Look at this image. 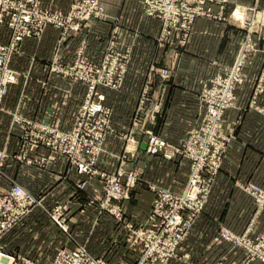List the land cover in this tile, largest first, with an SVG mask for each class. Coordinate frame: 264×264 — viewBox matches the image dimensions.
I'll list each match as a JSON object with an SVG mask.
<instances>
[{"label":"crops","instance_id":"obj_1","mask_svg":"<svg viewBox=\"0 0 264 264\" xmlns=\"http://www.w3.org/2000/svg\"><path fill=\"white\" fill-rule=\"evenodd\" d=\"M43 1L46 7L64 11L72 3V0ZM102 2L110 16L108 20L89 22L63 46H58V29L48 27L41 39L26 40L23 50L13 57L11 66L20 72V76L18 83L10 86L3 101L5 111L0 112L1 151L14 155L22 150L23 128L16 123L11 126L14 113L63 130L73 128L85 100L87 84L54 73L51 63L56 57L63 64L69 63L82 45L90 60L100 61L104 42L115 22L124 28L121 40L132 48V59L122 89L114 91L103 88L101 91L105 93V103L113 109L114 130L107 135L105 148L113 153L123 151L125 141L122 135L130 130L136 98L144 84L141 82L145 80L143 74L148 71L152 60H156L160 67H166L167 56L172 54L175 63V56L181 50L175 53L172 49H160L147 36L149 31L158 32L160 22L145 15L142 0ZM235 6L243 9L247 18L255 13L256 20L263 22L264 0H234L228 12ZM246 7H255L256 10L246 11ZM128 24L130 27L126 26ZM229 24V21L198 19L190 37L189 50L178 60V71L172 70L171 77L165 81L157 77V83H154L152 93L155 98L162 99L163 107L161 114L157 115L155 121H149L148 126L172 145L183 142L201 120L198 99L200 80L220 72L224 65H230L239 51L245 32L235 31ZM0 35H3L0 41L6 42L9 38L8 27L6 33ZM253 40L257 50L249 57L244 68V83L237 88L239 107L228 109L224 115L223 130L233 137L221 170L205 209L179 248L182 258L171 260L169 264H239L244 259L245 250L223 240L221 228L237 234L248 232L253 237L264 233V211L258 212L254 198L243 189V185L251 182L264 186V117L256 110L246 111L251 89L264 65V26L255 32ZM223 56L231 59L227 61ZM133 80L140 83H132ZM261 102L264 103V95ZM135 138L137 151L129 166L131 170L138 171L142 182L138 183L130 198L123 201L122 205L126 221L139 225L144 223L152 209L155 198L152 186L159 185L181 193L188 178L184 184H179L175 179L181 175L182 164L189 166L190 161L181 157L167 159L161 155H150L146 152L147 136L137 134ZM106 154L99 158V168L113 173L118 160ZM3 163L1 191L10 187L7 177H12L36 197H43L47 209L65 203L69 208L67 224L72 236L76 241L85 242L88 250L99 256L91 251L89 246L93 247L94 244L89 242L102 240L115 226V219L111 215H102L97 206L89 203L90 198L104 191L101 177L90 178L78 173L66 157L54 154L42 144L29 151L26 159L8 157ZM82 182H85V187L78 188L77 184ZM56 227L63 234L61 241L58 246L55 245L57 241H54L56 251L52 259L42 263L52 261L62 247L70 250L76 248L75 242L66 232ZM30 247L39 251L40 246L32 244ZM252 264L261 263L256 261Z\"/></svg>","mask_w":264,"mask_h":264},{"label":"built area","instance_id":"obj_2","mask_svg":"<svg viewBox=\"0 0 264 264\" xmlns=\"http://www.w3.org/2000/svg\"><path fill=\"white\" fill-rule=\"evenodd\" d=\"M205 1L195 0L193 4H190L189 0H144V3L148 15L162 19L163 28L160 39L163 41L172 32L167 31V24L181 23L183 27H189L198 13L197 10H191V6L201 8ZM198 3L200 5L197 6ZM101 11H103V5L100 0H75L69 11L46 7L42 0H0V26L6 24L9 29L8 40L0 41V109L3 107L4 98L10 86L18 81L20 72L12 68L11 62L13 57L21 52V46L26 39H41L45 30L54 26L61 30L59 44H62L70 33L75 34L82 30L86 14L91 15ZM177 12L179 16H176ZM108 47L101 62L89 60L85 55L84 45L80 46L69 63L63 64L58 57L52 61L51 71L61 73L74 81L83 79L90 81L85 100L71 130L35 122L14 113V123L19 122L23 125V146L21 152L15 157L26 159L29 151L42 144L54 154L66 157L78 173L90 178L96 175L101 176L105 181V195L100 199V211L107 212L115 220L123 219L125 212L122 203L129 198L130 189L139 180L138 171L131 170L129 166L130 159L137 151L135 133L147 136L146 152L150 155L162 153L165 158L172 159L179 154L188 158L191 163V173L185 189L181 193H176L169 188L154 186L156 198L144 223L137 227L133 223L128 225L132 231L133 245L141 246L135 264H167L170 259L179 256L181 244L203 212L233 137L230 133L221 131L219 122L222 121L224 112L228 108L236 106L235 88L236 82L240 80L239 70L244 61L245 51L238 57L230 76L217 80L223 83H213L211 88L206 87L202 91L201 100L205 101L208 107V112L203 118L204 123L192 128L180 145H170L164 138L146 127L145 119L141 115L143 104L150 100V83H146L130 133L125 135V149L116 155L119 160L118 167L115 172L107 173L98 168V160L107 135L114 130L111 123L113 112L106 105V96L100 87L119 90L123 83H112V75L115 73L121 80L128 65V63L116 64V61L121 60L120 57L124 55L116 51L117 42L114 39ZM127 51L128 55L124 57L128 56L126 58L128 62L131 49ZM105 72L111 83L104 81ZM91 73L94 74L92 78H90ZM161 75L167 77L168 71L163 70ZM252 103H256L255 99H252ZM158 110L159 105H156L150 115L153 119ZM8 157L11 155L0 150L1 174L3 161ZM7 178L11 184L10 187L6 191L0 190V264H17L15 257L4 253L2 237L33 208L38 205L43 207V204L40 198L13 178ZM77 187L84 188L85 182L79 183ZM245 189L260 205H264V187L249 183ZM64 208L62 205L56 207L55 213L53 212L51 216L58 226L67 232L69 229L66 219L60 215ZM220 235L234 247L245 250L246 255L239 264H252L256 261L264 264L263 236L251 238L246 234L234 233L227 228H221ZM21 264L107 263L103 257L93 255L84 245H78L73 250H59L54 259L48 263L24 258Z\"/></svg>","mask_w":264,"mask_h":264},{"label":"rangeland","instance_id":"obj_3","mask_svg":"<svg viewBox=\"0 0 264 264\" xmlns=\"http://www.w3.org/2000/svg\"><path fill=\"white\" fill-rule=\"evenodd\" d=\"M73 1H75V0H72V3L70 5L69 9L71 8V6L73 4ZM189 1H190L189 2L190 4H193L195 0H189ZM233 1L234 0H226V1H224V0H206L205 1L206 3L204 2L205 4L202 3L204 5L201 8H196L195 6H191V10H197L198 13L196 14L193 22L189 25V27H183L181 23H178V24L173 23V22L169 23V24H167L166 29H167V31H172V32H171V34L169 36H166L163 41H161L160 36H161V33H162V28H163L162 19H160L159 17L153 16V15H151V16L148 15L146 13L144 0H142L141 3H142V6H143V10H144L145 15L150 17V18L157 19L160 22V28H159L158 32L156 33V31H153V33H150V31H149V33H147L148 34L147 36L149 38H151L154 41V43L156 44V46H158V48H160V49L162 48V49L169 50V51L172 49V50L175 51V53L178 52L179 50H181V51L179 52V54L177 56H175L176 59H177V61L175 63H174V59H173L174 55L170 54V55L167 56L168 62H167V66L166 67H160L156 63V60H152L150 62L151 65H150L148 71L145 72V74H143L145 80L141 82V83H144V84H143V86L141 88L140 93L138 94V96L136 98L137 105H136V107L134 109V112H133L132 121H133L134 115L137 112V109L139 107V99L141 97L143 88L145 87L146 83H150V93H149L150 100L146 101V103L143 104L142 110H141V115L145 119L146 127L152 129L151 127L148 126V122L149 121H155L157 115L161 114L162 107H163L162 99L161 98H155L154 94L152 93L153 87H154V83H157L156 82L157 77H159L162 81H165V80H167V79H169L171 77V74L174 71H176V72L178 71L177 68H178V65H179V62H180L178 60L181 58V55L183 56L184 53H187V51L189 50L188 48H189V43H190V37H191L192 31H193L195 22L198 19H200V18L222 20V21H226V22L229 21V23H231V25L230 24L229 25L231 27H233L235 29V31H236V29H238L242 33L245 32V38L241 42L240 47H239V51L236 54L235 59H233V62L230 65H224L220 72H216L215 74L209 75L208 77L203 78V80H200V84H201L200 88H201V90L199 92L198 99H199V102H200V117H201V120H199L198 124H196L194 127L198 126L200 123H204L203 118L206 115V113L208 112V107H207L205 101L202 102V100H201L202 91H204V89L206 87L211 88L213 83H223V82H219L217 80L218 79H225V78L230 76L232 69L235 67V64H236V61H237L238 57L240 56V54L243 51H245L244 52L245 53L244 61H243V64H242V66H241V68L239 70L240 80L236 82L237 86L235 88L236 106L232 107V108H228V109H233V108H238L239 107L238 104H237V99H238V97H237V88H238L239 85L243 84L244 81H245V77H244V74H243L244 68H245L246 64L248 63L249 57L251 55H253L256 52V50H257V48L255 46V43H254V40H253V35L255 34V32L257 33L258 31H260L261 26H264V20H262L263 22H259V20H256L255 13H253V16L251 18H249V17L247 18L245 16V14L243 13V9H241L240 7H237V6L233 7L228 12L230 6L233 4ZM42 2H43V5H44V1L43 0H42ZM100 2L103 5V11H101L100 13H92L91 15L86 14V16H85V18L83 20V25H82L83 27L86 24H88L89 22H92V21L95 22L97 20L105 21V20H108L110 18V16L108 15L107 9H106L105 5L103 4L102 0H100ZM196 5L198 6L200 4L198 3ZM215 7H217L218 9H216ZM50 8H52V7H50ZM246 8H245L246 11L254 12L256 10L255 7H246ZM69 9L66 10V11H69ZM59 10H63V9H59ZM176 16H179L178 12H177ZM126 26L130 27L129 24L126 25ZM6 27H7L6 24H3L2 26H0V34H5L6 33ZM50 27H54V26H50ZM54 28H56V27H54ZM56 29H58V28H56ZM114 30H115V32H114ZM123 30H124V28L122 27L121 24H119L117 22L112 24L111 29H110L109 34H108V38H106V41L104 42L103 51H102V55H101L100 61H98V62H101L104 59L105 54H106V52L109 49L108 46H109L110 42L113 39L117 42V50L116 51L118 53H121L122 55L125 56V55H128V53H127L128 51L127 50L131 49L128 62L126 60V58L128 56L126 58L124 56H121L120 57L121 60H117L116 61V64H125L126 65L128 63V65L126 66V68H127L126 72H125V74L124 73L122 74L121 80H119V77H117L115 75V73H113V75H112L113 76V82L112 83H123V85H124V83H126L127 72H128V68H129L131 59H132V48L128 47V45L124 44V42L121 40V36H122L121 32ZM58 31H59V39H60V35H62V33H61V30L58 29ZM73 32H75V31H73ZM79 33H75V34L74 33H70L69 36L67 37V39L62 44H59V39H58V46H63L64 43L69 38H72L73 36L78 35ZM2 36L3 35H0L1 38H2ZM28 39H26V40H28ZM24 42H23V44H24ZM162 42H163V45H161ZM23 44L21 46V48H22L21 51L23 50ZM223 59H226L228 61L229 59H231V57L223 56ZM163 70H167L168 71V76L167 77H163L161 75ZM172 70H173V72H172ZM54 73H58V72L55 71ZM99 75H101V77H102V73H100ZM93 76H94V74L91 73L90 78H92ZM103 78H104V81L106 83H111L110 80H109V77L107 75V72H105V74H103ZM18 81H19V77H18ZM18 81H17V83H18ZM82 82L87 84V89H88V83L90 81L88 79H83ZM192 82L193 81H191L190 83H192ZM132 83H140V82L137 81V80H133ZM13 84H15V83H13ZM122 87L118 91H120L122 89ZM100 89L102 90L103 88L100 87ZM105 89H108V88H105ZM114 91H117V90H114ZM263 95H264V65L262 67V70H261L259 76L257 77V79H256V81H255V83L253 85V89H251V93H250V96H249L251 98H250V100L248 102L246 111L256 110L259 113H261L263 115V117H264V103L261 102ZM252 99H255V101H256L255 104L252 103ZM156 105H159V110L156 112L155 118L153 119L150 115L153 112V110H154ZM110 108L112 109V107H110ZM241 109H243V108H241ZM1 111H5L4 107H2L0 109V112ZM112 112H113V109H112ZM225 112H224V115H225ZM224 115H223L222 121H220L219 123H221V125H220L221 131H223L224 133H227V132H225L223 130V126H222L223 123L225 122ZM12 120H13V122H12L11 126L13 127L14 124H15L14 123V115H12ZM111 120H112V118H111ZM132 121H131V126H132ZM17 124L23 126L22 123L17 122ZM112 126H113V124H112ZM129 133H130V131H127L126 133H124L122 135L123 139L125 141L124 149H125V146H126L125 135H127ZM137 134L138 133H135V137H136ZM180 144H177V145H180ZM170 145H172V144H170ZM228 147H229V145H228ZM124 149H123V151H124ZM122 152H120V153H122ZM105 153H107L106 155L113 156L116 159H117L116 155L119 154V152L118 153H113L111 151H108L105 148V141H104L103 151L101 152L100 157L103 154H105ZM15 155H17V153L14 154V155H11V157L16 158ZM157 155H161L162 157H164V155L162 153L161 154H157ZM175 157H181L182 159L189 161L188 158L183 157L182 155H179V154H176L173 158H175ZM133 158L130 159L129 163L131 162V160ZM262 158L264 160V153H263V157ZM19 159L22 160L23 158H19ZM118 164H119V160H118ZM117 167H118V165H117ZM98 168H99V165H98ZM100 170L101 171H105V170H102V169H100ZM220 170H221V168H220ZM220 170H219V172H220ZM105 172H107V171H105ZM107 173H110V172H107ZM190 173H191V165L188 166L186 164H182L181 175L179 176V178H176L175 181L178 182L179 184H184V180H187V178L189 179ZM218 174H217V176H218ZM96 176H99V175H96ZM217 176H216V178H217ZM99 177H101V176H99ZM102 180H103V183H104V190H105V181H104L103 178H102ZM215 181H216V179H215ZM215 181H214V184H215ZM140 182H142V177L139 174L138 182L136 183V185L133 188L130 189L129 198L131 196L132 190ZM187 182H188V180H187ZM214 184H213V186H214ZM248 184L249 183L243 185V189L254 198L258 212L259 211H264V205H260L259 202L255 199V197L250 192H248L245 189V187ZM254 184H256V183H254ZM155 186H159V185H155ZM259 186H261V185H259ZM160 187H162V186H160ZM262 187H264V186H262ZM152 189L155 192V198H156V189L154 188V186H152ZM212 189H213V187H212ZM211 192H212V190H211ZM104 195H105V193L103 191L102 193H100V195H96V196H94V197L89 199L90 200L89 201L90 205L97 206L99 212H101L102 215L107 213L105 211H100L101 207H100L99 203L101 201L100 199L102 197H104ZM38 198H40L42 200L41 202L43 204V207L38 205L35 208H33L31 210V212L28 215H26L22 220H20L19 223L16 225V227H14L5 236H3L2 240H1V244L4 246V249H3L4 253L8 254V255H10L12 257H15V260H16L17 264H21L23 262L24 258L25 259H29V260L30 259L31 260H38V261L40 260V262L41 261L42 262H46V261H49V260L52 259V256L54 255V253L56 251L55 245L58 246V244L61 241V237L63 235L58 230V228L56 227V225L58 226V224L55 222L54 218H52V216H51V214L53 212L55 213L56 207H58L60 205L65 207L60 212L61 213L60 215L63 218L66 219L65 221H66V224H67V219H68L67 213L69 211V208L67 207V205L65 203H58L53 209L50 210V209H47V207L44 205L43 197H38ZM155 198H154V200H155ZM125 200H127V199H125ZM154 200H153V203H154ZM153 203H152V207L154 205ZM124 212H125V210H124ZM52 219L54 220L56 225H54ZM113 223L115 224V226L112 227L113 231L111 233H109L108 236H104V238L102 240L89 242V244L90 243L94 244L93 247L92 246L90 247L88 245L89 248L91 249V251L93 253H96L100 257H103L107 264H135L136 260L138 259L139 253L141 251V246L139 244L133 245V243H132L133 242L132 231L128 227V225H130L131 223L126 221V214H124V217H123L122 220H114ZM120 224H123V226H125V227H123ZM133 225L135 227H137L140 224L139 225L133 224ZM67 226H68V224H67ZM68 229H69V226H68ZM66 234L70 237V239H72V241L75 242V246L76 247L78 245H84L87 248V245H86L85 242L83 243V242H80L79 240L76 241L74 239V237L71 234L70 229L66 232ZM243 234H246L247 236H249L251 238H254L248 232L243 233ZM258 236H255V238L258 237ZM260 236H263V238H264V233H262ZM55 240L57 241L56 244L54 242ZM52 242H53V244H52ZM32 244H36L37 246L39 245L40 246L39 247V251H38V249H35V248L31 249L30 245H32ZM62 249L70 250V249L65 248V247L64 248L62 247L59 250H62ZM87 250H88V248H87ZM245 255H246V253H245ZM181 258H182V256L179 254V256L177 258L170 259L167 264H169L171 260H174V259H179L180 260Z\"/></svg>","mask_w":264,"mask_h":264}]
</instances>
